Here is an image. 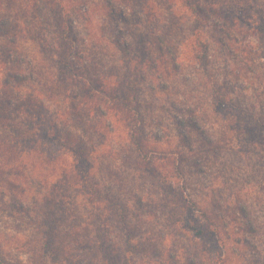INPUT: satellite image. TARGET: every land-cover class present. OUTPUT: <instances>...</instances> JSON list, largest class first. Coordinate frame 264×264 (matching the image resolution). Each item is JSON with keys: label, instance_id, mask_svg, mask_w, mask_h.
Segmentation results:
<instances>
[{"label": "rangeland", "instance_id": "rangeland-1", "mask_svg": "<svg viewBox=\"0 0 264 264\" xmlns=\"http://www.w3.org/2000/svg\"><path fill=\"white\" fill-rule=\"evenodd\" d=\"M54 1L64 7L62 15L67 17L61 25L70 27L65 35L79 50L80 60H75L73 69L81 72L85 66L87 71L90 66L94 76L102 72L117 75L133 85L126 90L127 98L138 114L117 120L105 106H101L104 114L95 106L89 116L75 120L77 125L86 120L88 124L99 122L98 131L90 132L95 145L101 142L96 148L103 151L95 170L103 172L105 186L129 206L125 208L129 222L119 223L112 231L124 236L130 228L134 234L133 241L124 243L135 250L131 264H221V258L230 264H264V129L255 126L264 122V25L247 29L264 19V0ZM21 5L20 26L45 30L36 33L33 28L32 37L28 33L15 46L10 37H0V42L16 50L9 63L7 56H2L6 63L0 62V74L4 65L20 66L26 76L36 78L25 82H40L38 88L50 93V107L62 108L65 88L56 78L61 66L55 63L56 54L46 53L41 46L71 42L57 40V14L44 9L38 14L44 17L36 21L31 3L22 0ZM141 7L146 15L142 21L138 19ZM233 16L240 17L242 31L233 24ZM151 26L157 35L164 31L162 40L147 35ZM129 28L150 42L130 37ZM117 29L123 34L117 35ZM48 77L53 87H44ZM72 89L78 93L77 87ZM219 94H225V99ZM127 122L131 126L127 127ZM137 128L142 130L139 140L149 149L147 156L151 151L171 154L169 160H154V174V167L145 168L148 163L138 159L127 141L129 134L138 137ZM53 147L50 145V150ZM43 174L51 175L48 169L42 170ZM48 189L34 183L26 198L36 194L40 200ZM0 190L4 191V201L0 194L1 252L12 260L10 264H27L24 252L29 247L20 245L26 229L24 234L12 231L11 225L21 227L23 223L16 220L19 215H8L15 212L8 187L4 184ZM131 191L143 196L141 207ZM67 195L74 204L56 196L54 211L63 203L66 214L68 210L89 213L82 192L71 188ZM180 195L185 199L174 201ZM189 199L221 216L215 219L214 231H207ZM137 208L150 213V221L140 229L135 220ZM198 228L205 233L195 235Z\"/></svg>", "mask_w": 264, "mask_h": 264}, {"label": "trees", "instance_id": "trees-1", "mask_svg": "<svg viewBox=\"0 0 264 264\" xmlns=\"http://www.w3.org/2000/svg\"><path fill=\"white\" fill-rule=\"evenodd\" d=\"M27 1L31 3L32 17L36 21L39 20L38 18L44 17L38 15L44 9L57 14L59 20L57 40L62 42L66 39L71 43L61 46L58 42L53 41V44L41 46V49L46 53L56 54L55 63L61 66V72L56 78L59 82H63L65 88L62 108H51L52 99L49 91L42 92L38 88L40 85L38 81L36 85L27 84L25 81H36V78L26 76L20 66L4 65L1 70L0 187L5 184L10 190L9 195L12 198L10 200L14 201L10 207L15 212L8 215L11 217L19 215L18 218H15L23 223L21 227L11 225V229L14 233L19 234H24L23 229H26L27 234H24V242L20 245L29 247L24 252L27 255V264H131L135 250L128 249L124 243L133 241L134 234L130 228H127L126 233L122 232L124 236L113 235L112 231L118 227L119 223H125V220L129 222L126 211L129 206L121 203L120 194L111 193L110 187L105 186L103 172L97 173L95 170V164L100 162V158L103 159V151L96 148L97 145L101 146V142L95 145L90 132L98 131L99 122H89L88 124L89 120H86L87 122L77 125L75 120L77 117L81 119L84 116H89L91 109L95 106L100 114H104L101 106H105L107 110L112 111L117 120H121L124 116L123 119L126 121L130 115H135V112L138 114L139 110H135V106L127 98L129 92L126 90L133 89V85L119 80L117 75H106L102 72L94 76L95 71L91 72L90 66L87 71L84 65L81 72H78L76 67L73 69L75 60H80L79 50L73 47V40L65 35L70 31V27L66 29V26L61 25L67 17L62 15L64 7L60 2L57 3L54 0ZM18 2L20 7L16 5V0H0V37H10L12 39L10 42L14 46L17 45L18 40L26 38L28 33L31 38L33 28L36 33L45 30V28L35 25L30 29L20 26V24L22 25L20 16L23 14L22 0H18ZM145 2L147 3V1ZM182 2L186 3L189 0H182ZM189 5L192 6V4ZM138 11H140L138 19L146 17L145 8L141 7ZM84 12L87 14L89 9L85 8ZM239 13L244 15V12ZM233 17V24L239 31H242V26L238 24V22H242L240 17ZM261 21L263 23L260 21L251 23L247 29L261 28V25H264V19ZM36 23L42 24L39 21ZM129 31L130 37L135 35V40L139 39L144 43L150 42L147 36L142 37L137 32L134 34L131 28ZM161 31L157 35L155 26H151L147 35L162 40L164 31H162L163 33ZM115 32L119 36L121 33L123 34L120 29ZM116 45L119 43L116 42ZM14 49L15 47L4 45L3 41L0 42V62L3 61L2 56H7L9 59L7 63L12 61L14 59L12 54L16 52ZM196 57L198 58V56ZM3 63L6 62L3 61ZM44 87H53L51 77H48ZM72 87H77L78 93H75ZM219 96L223 99L226 97L225 94H219ZM135 102H139H137L136 96ZM193 113L196 112L193 111ZM129 122L126 126L130 124ZM110 126L114 128L113 124ZM255 126L264 129V122L255 124ZM77 129L81 130L80 133L77 132ZM137 129L138 137H134L133 133L129 134L127 141L136 151L138 159L148 163L144 164L145 168L149 165L154 167L152 169L154 174L156 173L155 165H153L154 160H169L171 154H166L163 151L159 154L154 151L153 154L151 151L147 156L149 149L139 140L142 130ZM52 144L54 147L53 150H50ZM47 169L51 175H42V170ZM34 183L45 184L49 187L48 191L41 195L40 200L36 194L29 200L26 198ZM71 188L83 193L85 201L90 205L88 215L74 214L71 210H68L70 214H66L65 204L61 201L59 202L62 205L56 207V211L61 214L53 210V205L57 200L56 196L60 199H68V204H74V201H69L70 198L67 195ZM3 193L4 191L0 190L2 201H4ZM16 194L20 195L22 199L17 200ZM131 195L136 201H139L137 206L141 207L143 196L137 191L135 193L131 191ZM177 199L182 201L185 198L182 195L175 196L174 201ZM188 202L203 217L207 231L210 228L214 231L216 229L215 219H221V216L213 214L207 208L198 207L199 203L194 199H189ZM185 205L184 207H186ZM137 209L140 210H135V220L138 222V229H140L150 221V213L148 210L142 212V208ZM241 210L244 212V205L241 206ZM210 215H212L211 219ZM69 219L70 222H68ZM204 233L205 230L202 228L195 230V235ZM14 238L13 236L11 240ZM15 248L17 247L15 246ZM1 250L2 247H0V264L12 263V260L8 261V257L3 255ZM201 259L203 261V255ZM221 259V264H230L229 262L224 263V259Z\"/></svg>", "mask_w": 264, "mask_h": 264}]
</instances>
